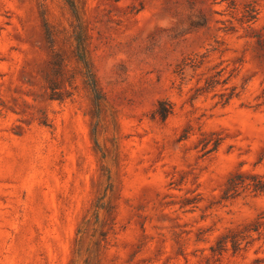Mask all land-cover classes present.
I'll return each instance as SVG.
<instances>
[{"label": "rangeland", "instance_id": "rangeland-1", "mask_svg": "<svg viewBox=\"0 0 264 264\" xmlns=\"http://www.w3.org/2000/svg\"><path fill=\"white\" fill-rule=\"evenodd\" d=\"M239 173L264 177V0H0V264H264V229L230 242L264 217Z\"/></svg>", "mask_w": 264, "mask_h": 264}, {"label": "trees", "instance_id": "trees-1", "mask_svg": "<svg viewBox=\"0 0 264 264\" xmlns=\"http://www.w3.org/2000/svg\"><path fill=\"white\" fill-rule=\"evenodd\" d=\"M80 62L84 66L85 70V80L90 88L93 97L95 99V102H98L101 100V89L99 87L97 78L94 74L93 68L89 61L86 59L85 55L81 52H78L77 54ZM222 85L226 86L227 85V79L221 82V79L218 80H213L209 79L206 81V86L204 88V92H212L216 89L217 86ZM233 95L227 96L221 95V103L225 106L227 105ZM161 110H162V105H161ZM165 109L162 111V116H165ZM247 192L253 195H263L264 194V177L259 176V175H252V176H247L242 173L237 174L233 179L230 180L228 188L225 192L226 198L228 199H235L237 198L241 193ZM260 220H264V217H261L256 223L251 225L247 230L244 236H242V239H238V237L234 236L231 238V243H232V249L235 252H238L241 250L242 246V241H245L247 238H251L253 234L255 233H261L262 230L264 229V223H262ZM246 236V237H245ZM245 237V238H244ZM228 245V241H227Z\"/></svg>", "mask_w": 264, "mask_h": 264}]
</instances>
